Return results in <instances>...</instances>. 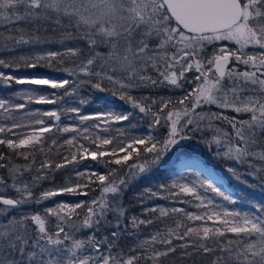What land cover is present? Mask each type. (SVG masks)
Segmentation results:
<instances>
[{
  "label": "snow or ice",
  "instance_id": "6c2138e0",
  "mask_svg": "<svg viewBox=\"0 0 264 264\" xmlns=\"http://www.w3.org/2000/svg\"><path fill=\"white\" fill-rule=\"evenodd\" d=\"M44 22L62 29V39L82 41L85 47L0 57V88L55 90L42 94L33 87L0 96V146L7 149H0V264H165L177 253L181 261L199 256L209 264H264V204L253 212L216 204L205 193L236 200L184 147L199 135L218 149L217 156L246 165L249 175L264 181V0H0V48L11 53L40 43L36 33ZM57 58L73 64L62 70L74 79L3 71H16L20 63L36 68L41 61L52 67ZM85 85L111 93L99 98L105 111L83 114L84 99L75 106L25 111L30 104H64ZM138 88L170 95L137 100L128 93ZM117 96L150 117L151 134L118 130L117 137L101 135L113 123L135 127L134 111L115 110L112 98ZM68 114L79 123L62 124ZM89 121L97 131H90ZM65 133L73 135L61 144ZM64 144L68 155L53 162L52 148ZM37 153L47 158L37 160ZM17 157L27 163H16ZM89 158L97 164L103 160L106 173L98 167L81 170ZM68 165L74 166V181L37 195L44 181H54L55 172ZM164 169L175 179L158 190L145 188L138 201L164 199L173 206L146 207L145 219L128 217L119 203L121 193L133 180ZM185 170L201 175L189 180ZM60 195L87 199L52 201L54 206L41 210ZM158 224L163 228L148 231ZM129 237L134 245L122 247Z\"/></svg>",
  "mask_w": 264,
  "mask_h": 264
},
{
  "label": "trees",
  "instance_id": "16d2710c",
  "mask_svg": "<svg viewBox=\"0 0 264 264\" xmlns=\"http://www.w3.org/2000/svg\"><path fill=\"white\" fill-rule=\"evenodd\" d=\"M54 19V16H53ZM64 24H68L67 18H64L62 20ZM37 24H41L40 21H37ZM35 25H30L29 28L31 29ZM4 29L0 28V32H3ZM71 31L75 32V29H71ZM62 29L54 30V25L51 22H44L42 26L40 27V30L37 31L36 35L40 37V43H37L35 45H29V46H22L18 48L15 52H6L4 49L0 48V57H9V56H33L37 54H44L47 51H59L64 52L66 48L74 47L76 45H79L80 47H85L84 43L82 41H76V40H64L62 39ZM209 51H211L209 49ZM60 58H57L56 62H53L52 67H48L47 63L44 61L40 62V65L36 68H28L23 65V63H20V67L18 70L14 71L13 69H3L5 72H12L13 74L20 77V73H26L27 76H30L31 73H49L51 75H54L56 79H64L68 78L70 80L74 79L72 77H68L67 73L64 72L62 69L64 68H71L73 67V64L67 60V58H64V63L59 62ZM105 87L111 88V85H108L105 82ZM38 87L41 90L42 94H48L51 93L52 90L48 88L47 86H33V85H16L13 84L10 88H0V96L4 95H10L15 93L16 91L20 89H27V88H33ZM67 87V86H66ZM63 92V90H59ZM130 95L135 97L137 100H142L143 97H150L152 99H159L160 97H167L170 95V92L163 89H149V88H138V89H132L129 91ZM109 97L111 98L110 92H99L95 88L91 87V85H85L79 89V96L74 98L73 100H67L64 104L61 105H37V104H30L28 105V108L25 111L28 110H49L53 108H62V107H68L70 105L75 106L78 104L79 99H84L86 103L83 105H79L81 108V111L83 114H94L97 111H105V105L99 98L101 97ZM115 102V110L116 111H134L136 113L135 117L132 119L131 124H134L135 127H131L129 122H121L119 124L113 123L108 133L101 132V135L105 136H112L117 137L119 135L118 130L124 131L127 135H136V136H147L145 133L149 132L151 134L153 132V129L149 127V121L150 117H144V114L138 113V109H133L132 105L126 101L119 100L118 96L112 98ZM213 111H216L215 106L212 108ZM230 114V113H229ZM74 114H68V116H62L61 123L62 124H78V120L72 119V116ZM247 118V117H245ZM47 120V118H44ZM27 121V118H26ZM4 122L2 119H0V123ZM89 128L90 131H97L92 130L91 125L93 122H85ZM47 135V134H46ZM73 134L72 133H65L60 134L59 139L60 143L63 144V140L65 138H71ZM208 138L210 139L211 133L207 134ZM48 146H52L51 140L47 141ZM185 153L188 157H196L203 161V164H205L208 167L213 168V170L223 177L225 183L229 186L230 189H232L238 196L236 200V203H229L228 201L223 200L221 197L216 196L215 193L207 192L205 195L210 197L214 200L216 204H225L226 206L239 205L242 209H246L248 211L256 210L254 206H259L261 204H264V181H261V179L256 175H249L248 168L246 165H240L237 162L228 161L225 158H221L220 156L216 155V152L218 149L214 145L206 144L201 136H197L195 139H193L191 142L186 144L185 146ZM0 149H3V146H0ZM4 151H7V149H3ZM72 151H75V149H72ZM69 153V146L64 144L62 147L54 146L52 148V152L50 153L51 159L53 162H60L62 159V156H67ZM122 155V154H121ZM47 157L44 154L37 153V160H43ZM221 161V163H226L227 165L234 168L235 173L234 177L230 178L225 174V171L223 167H220L217 162ZM15 162L18 164H25L27 161H25L22 157L15 158ZM86 166V167H85ZM73 165H68L63 170H58L55 172L54 175V181L50 178L48 181H44L40 188L36 189L37 195L41 190H46L49 188H58L62 184L66 183L71 180H75L76 176L73 171ZM99 168L101 172L106 173V169L103 164V160L100 161L99 164H97L94 161H91L90 158L88 161L82 162L80 165L81 170H90ZM3 170H0L2 172ZM179 171V170H177ZM184 174L187 176L189 180H197L198 177H200V173L195 172L194 170H185ZM203 178H207L204 176ZM175 179V175L170 173L167 169L164 170H158L153 171L147 175L141 176L138 179L133 180L129 186L121 193L119 197V203L123 205L126 214L128 217L131 216H137L140 219H145L146 216L142 215L144 212V208L146 207H152L155 205L163 206V207H172L173 203L172 201L164 200V199H153L150 201H147L144 205H141V203L138 201V197L142 192H144L145 188L151 187L154 190H158L159 185L161 184H170L171 180ZM93 187H96L95 185ZM203 192V190H201ZM96 196H99V191L95 193ZM111 195V194H110ZM63 200L66 202H75L77 200L81 199H87L85 197H74L71 195H60L57 197H53L48 201H45V203L41 206V210L43 207H51L54 206L52 201ZM177 207H187V205H180L175 204ZM35 205L32 206H25L22 211L23 212H29L32 210V208H35ZM191 211H196L194 208H190ZM108 220L112 221L113 224L116 222V218L112 213H109ZM170 223V221H166ZM163 224H158L155 226H149L148 231H152L153 227H160L163 228ZM143 228V226H141ZM104 235H108V232H104ZM134 241L131 237L126 238L122 241L121 246L122 247H128L133 246ZM179 253L175 257H171L168 260L165 261V264H209L208 260L206 258L202 257H193L190 259H187L186 261H181L179 258Z\"/></svg>",
  "mask_w": 264,
  "mask_h": 264
},
{
  "label": "rangeland",
  "instance_id": "374dc122",
  "mask_svg": "<svg viewBox=\"0 0 264 264\" xmlns=\"http://www.w3.org/2000/svg\"><path fill=\"white\" fill-rule=\"evenodd\" d=\"M24 76H27V74L26 73H20V77H24ZM33 76H39V77H50V78H55V76L54 75H51V74H49V73H31L30 74V76H27V77H33ZM114 104H115V102H114ZM146 135H149V132H146L145 133ZM189 158H191V157H189ZM228 160V159H227ZM228 161H231V160H228ZM232 162H234V161H232ZM217 164L220 166V167H223V169H224V171H225V174L228 176V177H230V178H232V177H234V173L233 172H230L228 169H230V168H232L231 166H229V165H227L226 163H221V161H219V162H217ZM205 167H208V166H206L205 164H203ZM209 169H211L222 181H223V183L225 184V185H222V184H220L218 181H216L215 180V182L218 184V186H220V187H222V190H224V191H226L227 192V194H229V195H231V196H233V198L234 199H237L238 198V196H237V194L232 190V189H230L229 188V186L225 183V181H224V179H223V177L222 176H220L219 174H217L214 170H213V168H211V167H208ZM232 169H234V168H232ZM206 176V175H205ZM207 177V176H206ZM0 191H2V189H0ZM63 200H59V202H62ZM218 205H220L222 208H226V209H228V210H233V211H239V212H253V211H255V210H252V211H248V210H246V209H242L239 205H237V207L235 206V205H231V206H226L225 204H218ZM209 224H211V222H209Z\"/></svg>",
  "mask_w": 264,
  "mask_h": 264
},
{
  "label": "bare ground",
  "instance_id": "6f19581e",
  "mask_svg": "<svg viewBox=\"0 0 264 264\" xmlns=\"http://www.w3.org/2000/svg\"><path fill=\"white\" fill-rule=\"evenodd\" d=\"M205 167V166H204ZM208 170H210L211 172H212V174L215 176V178H216V181H218L220 184H222V185H225L224 183H223V181L211 170V169H209L208 167H206Z\"/></svg>",
  "mask_w": 264,
  "mask_h": 264
},
{
  "label": "water",
  "instance_id": "95a60500",
  "mask_svg": "<svg viewBox=\"0 0 264 264\" xmlns=\"http://www.w3.org/2000/svg\"><path fill=\"white\" fill-rule=\"evenodd\" d=\"M108 97H109V95H108Z\"/></svg>",
  "mask_w": 264,
  "mask_h": 264
}]
</instances>
